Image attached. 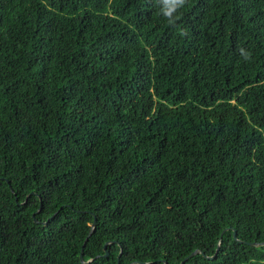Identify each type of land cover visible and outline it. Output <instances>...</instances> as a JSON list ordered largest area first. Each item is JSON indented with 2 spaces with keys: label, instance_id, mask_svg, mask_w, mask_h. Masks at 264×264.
<instances>
[{
  "label": "trees",
  "instance_id": "1",
  "mask_svg": "<svg viewBox=\"0 0 264 264\" xmlns=\"http://www.w3.org/2000/svg\"><path fill=\"white\" fill-rule=\"evenodd\" d=\"M94 214L88 264H264V0H0V264Z\"/></svg>",
  "mask_w": 264,
  "mask_h": 264
},
{
  "label": "water",
  "instance_id": "2",
  "mask_svg": "<svg viewBox=\"0 0 264 264\" xmlns=\"http://www.w3.org/2000/svg\"><path fill=\"white\" fill-rule=\"evenodd\" d=\"M7 181L9 182V180H7ZM10 187H11L12 191H14L13 188H12V186H11V184H10ZM41 208H42V204L39 206L37 212L40 211ZM35 215H36V213H34V217H35ZM35 221H38V219L35 218ZM96 223H97V217H96V215L94 214V221H93V223H92V230H91V232L89 233V236L87 237V239L85 240V242H84V244H83V247H82V252H81V254H80L81 261H82L83 263H85V264H88V263H90V262L93 261V258L88 259V260H85V259H84L83 250H84V247H85V245H86V243H87L89 237H90L91 234H92V231H93V230L95 229V227H96ZM233 235H234V237H235V239H236L237 241H239V242H246V241L241 240V239L238 237V235H237V230H234ZM108 244H109V242H107V243L104 245V250H105V251H107V246H108ZM249 244H251V245H255V246H264V241H263V242H249ZM220 246H221V242H219V245H218V248H217L216 253H215L214 255H212V256H208L204 251H202V250H200V249H196V250H194L192 253H190L188 256H186L185 259L182 260L181 264H185V262H186L190 257H192V256H194V255H197V254H200V253L203 254L206 258L213 259V258L217 255V253H218V251H219V249H220ZM121 252H122V249H121ZM121 252H120V254H119V257H120V255H121ZM108 254H109V252H106V253H105V255H108ZM163 262H164L165 264H169L167 260H163ZM131 264H134V263H131Z\"/></svg>",
  "mask_w": 264,
  "mask_h": 264
},
{
  "label": "clouds",
  "instance_id": "3",
  "mask_svg": "<svg viewBox=\"0 0 264 264\" xmlns=\"http://www.w3.org/2000/svg\"><path fill=\"white\" fill-rule=\"evenodd\" d=\"M184 2H185V0H181V4H182V5L184 4Z\"/></svg>",
  "mask_w": 264,
  "mask_h": 264
}]
</instances>
